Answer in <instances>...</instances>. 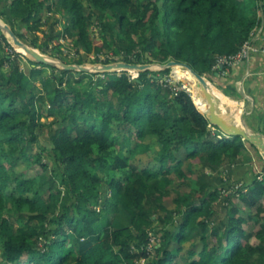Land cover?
Returning a JSON list of instances; mask_svg holds the SVG:
<instances>
[{"label":"trees","instance_id":"1","mask_svg":"<svg viewBox=\"0 0 264 264\" xmlns=\"http://www.w3.org/2000/svg\"><path fill=\"white\" fill-rule=\"evenodd\" d=\"M58 13L69 26L62 33L52 25L44 53L64 60L49 47L68 35L87 55L96 53L93 62H114L100 54L117 49L129 63L186 62L212 82L233 68L214 69L219 57L239 53L261 29L264 36V0H0V17L35 48L37 32ZM95 22L104 32L101 44L93 37ZM0 41V67L11 64L0 83V264H135L140 256L150 257L149 264H264L259 174L231 191L221 177L194 170L203 164L219 172L253 150L264 171V159L241 136L211 126L189 91L163 84L170 69L134 78L128 71L90 74L27 59V75L20 71V55L1 54L2 44L13 48L2 33ZM83 62L84 56L78 60ZM46 68L57 82L49 107L32 85ZM174 72L183 80V72ZM96 75H104L96 91L77 87ZM191 91L197 99L194 85ZM45 130L51 146L33 153L30 147ZM148 137L160 148L141 166L136 159ZM29 169L37 177L28 178ZM234 171L236 181L248 180L252 167ZM61 185L72 197L62 205ZM105 186L114 198L103 194ZM236 192L243 206L232 200ZM118 210L127 225L115 227ZM15 215L18 227L10 222ZM153 240L158 244L151 255Z\"/></svg>","mask_w":264,"mask_h":264},{"label":"rangeland","instance_id":"2","mask_svg":"<svg viewBox=\"0 0 264 264\" xmlns=\"http://www.w3.org/2000/svg\"><path fill=\"white\" fill-rule=\"evenodd\" d=\"M53 1H56V0H51V2H53ZM45 15H47V13H45ZM44 17H45V19H47L46 16H44ZM52 25H54L53 28L55 29V32L64 33L65 29L69 26V20L63 14L58 13L55 16H53V19L48 20L46 22V25H44L42 27V29L37 32V36H38V42H37L38 47H37V49H39L41 52H43L42 49L44 48L46 33H50ZM109 28L110 29L108 32V36H110L111 39H113L114 30L116 27H113V25H112L111 27L109 26ZM91 29L93 31V37L95 38V43L101 44L103 42L102 41V35L104 34V32H102L100 30L98 23L95 22L91 26ZM256 38H257V40H259L261 37H259V35L256 34ZM71 41H72L71 38L68 35H65L59 41L52 42L50 44L49 49H50V51H53L56 54H61L64 57V60L68 63H73V62L78 63V60L82 56H84L86 62H93L96 59V53H91L90 55H87L84 50H82V49L80 50V48H77L74 45V43H72ZM2 45L5 47V50L1 54L5 55L6 53H9L10 55H13V56H15L16 54L20 55V56H18V58L20 59V71L22 73L30 75L32 64H30L28 62L27 58L23 55V53L13 46H12L13 48H10L5 44H2ZM48 54H50V53H48ZM100 57H101V60H104L107 57H110V58L114 59V61H121L122 54L119 52V50L117 51V49H115V50L111 49L107 53L100 54ZM10 67H11V64H9V63L5 64L2 68L0 67V83L2 82L1 81L3 78L2 76H4V74L8 73V70H10ZM174 71L175 70L171 69V71L167 75H165V77L162 80V82H164L163 84H165L166 86H168V85L171 86L170 88H172L174 91H178L180 89H187V91H189L193 95L190 86L187 85L183 80L179 79ZM52 72H53L52 69L46 68V69H44V71L41 75H37L34 78H32V85L37 86V88L35 90L37 99H41L43 97V101L46 103V107H49L47 104L48 96L51 95L52 90L54 89V87L57 84V82L55 81L54 74ZM129 73L134 78L137 77V74L135 72H129ZM103 77H104V75H96L91 79L86 78L82 84H78V85L76 84V85H77V87H80V88H82V87L86 88V87L92 86L94 91H96V89L98 88L99 83L103 79ZM73 84H75V83L73 82ZM220 95H221V93H220ZM111 101H112L111 104L113 103L114 105H116V103H117L116 99L113 98V99H111ZM19 106L22 107L23 105L21 103H19ZM248 111H250L249 108L245 109L244 118L250 117ZM242 114H243V112H242ZM51 120H52V118L48 119V121H51ZM42 121L45 122L46 119L42 118ZM262 131H264V128L262 129ZM49 136H50L49 133L45 130L41 134L40 141L38 143L32 145L30 147V151L35 153V152L40 150V146H46V147L51 146V141H50ZM143 143H144L143 145H140V148H141L140 151H141V154L143 155L142 156L143 158L141 156H138V158L141 157V159H138V158L136 159L137 161H139V160L141 161V166L147 165L146 163H149L151 161V159L154 158V155L156 154L157 150H159V148H160L153 142V139H151L149 137ZM151 143H153L154 145L152 146ZM131 144H132V146H134L136 144V141L134 140ZM144 153H146V154H144ZM252 153H250V155L248 157H241L240 164H237V165L231 164V165H228L226 167H222L219 170V172H216V173L214 171L208 169V168H205V166L203 164H195L194 170L198 175L201 174L202 172H205V174L211 176L212 178L219 176L223 179V184H225L226 187H228L231 184V186H232L231 191H236L237 186L241 187V185H245V184H247V182H250L253 179L254 174H256V173L260 174L259 172H263V170H261L260 165H258V162L256 161V155H255L256 152L252 150ZM241 166L247 167L250 169L252 167V172L249 171L247 173V174H249L248 180L236 181L238 176L235 174L234 170L236 168L240 169ZM36 173H37L36 170L29 169L26 171V176L28 178H31V177L36 176L37 175ZM49 176H50V173L48 172V175H45L43 177H39V181H41V183H45L46 181L49 180ZM259 181L264 182V176L260 175ZM212 182H214L217 185V182L215 179H212ZM162 187H165V186L162 184ZM245 190H247V188ZM59 191H60L59 203L61 205L64 203H68V202L72 201V197L70 196L69 190L67 189L66 185H61L59 187ZM228 191H230V190H228ZM102 192H103V194L107 193V195H109L108 197L114 198L112 193L109 194L107 192V186H105L104 189L102 188ZM228 193H230V192H228ZM233 194H236L232 198L234 203L236 205L243 206L244 203L241 200L240 194L238 192L233 193ZM174 196H175V194L173 193L171 195V197L169 198V200ZM40 202H41L42 206L45 208L46 200L42 199V200H40ZM260 203L264 204V197L260 198ZM96 209L99 212L101 210V206L98 205L96 207ZM250 210H251L250 212L256 211L255 208H252ZM242 214L245 215V217L249 218L247 213H242ZM114 216H115V220H114L115 227L125 226L129 222L128 218L125 216L123 210H118V212ZM10 222L12 223V225L14 227H18L21 224V220L18 217V215H15L14 217L10 218ZM157 244H154V245H157ZM188 246H189V244L187 245V247ZM150 247H152V246L148 245L147 249H149ZM135 251H137V249H135ZM150 252H151V254L153 253V248L150 250ZM145 258L146 257H144V256L138 257L135 261V264H143V263L149 264L150 261H148V262L144 261ZM148 259H150V257ZM262 264H263V262H262Z\"/></svg>","mask_w":264,"mask_h":264},{"label":"water","instance_id":"3","mask_svg":"<svg viewBox=\"0 0 264 264\" xmlns=\"http://www.w3.org/2000/svg\"><path fill=\"white\" fill-rule=\"evenodd\" d=\"M4 34L8 39V42L15 48L22 49L23 55L35 63L45 64L53 66L59 70L75 71L90 74H105L116 73L122 71L135 72L137 76L142 72H163L175 67H181L189 72V75L185 76L184 82H191L192 76L198 82V87L203 93L207 104L208 110L203 111L199 108V104L195 97L192 98L198 107V109L205 113L211 126L217 127L218 132H222L228 137L241 136L244 140L255 146L264 159V133L255 131L249 127L242 114L243 124H237L235 117L229 111L223 109V103L221 99L215 94L213 90L214 83L209 79L207 75H202L197 72L190 64L177 60H170L166 63L163 62H147V63H129L124 60L114 62H83V63H68L58 57L57 55H51L41 52L39 49L30 46L23 41L13 30L12 26L0 17V34ZM216 86V85H215Z\"/></svg>","mask_w":264,"mask_h":264},{"label":"crops","instance_id":"4","mask_svg":"<svg viewBox=\"0 0 264 264\" xmlns=\"http://www.w3.org/2000/svg\"><path fill=\"white\" fill-rule=\"evenodd\" d=\"M257 34L264 38L261 32ZM259 40H256L260 49L257 53L234 65L230 73L213 83L217 91L226 99L234 100L243 113L249 108L250 117L245 118L246 123L251 129L264 133V42Z\"/></svg>","mask_w":264,"mask_h":264},{"label":"built area","instance_id":"5","mask_svg":"<svg viewBox=\"0 0 264 264\" xmlns=\"http://www.w3.org/2000/svg\"><path fill=\"white\" fill-rule=\"evenodd\" d=\"M261 31H262V29L259 32H261ZM256 34L254 35V37L252 38V40H249V41H247L245 43V45L242 47V49H241V51L239 53H237L235 55H232V56L219 57L218 60H217L216 65L214 67V69H218V68H221L223 66H227V68L229 69L230 67H232L234 65H237V64H239V63H241V62H243L245 60H248L251 57V54L258 52L260 49L256 45V40H257L256 39ZM228 69H227V71H228ZM227 71H224L223 74H225ZM260 175L264 176V171L263 172H260V174L258 176V179L260 178ZM236 188L239 189L240 186H237ZM225 193L228 194V192H225ZM157 243L158 242L156 240H153L152 243L150 244L152 246V247H150L148 249V251H149L150 254H151L150 250L152 248L154 249V244H157ZM144 261L148 262L149 259L148 258H145Z\"/></svg>","mask_w":264,"mask_h":264},{"label":"bare ground","instance_id":"6","mask_svg":"<svg viewBox=\"0 0 264 264\" xmlns=\"http://www.w3.org/2000/svg\"><path fill=\"white\" fill-rule=\"evenodd\" d=\"M19 51H23L22 49H19ZM173 70H179L181 72H183L182 74V78L183 81H185V76L187 77L189 75V72L182 69L181 67H175L173 68ZM191 77V82H189L190 84H188L190 86V88H193V85L195 86L196 92H197V102L199 104V108L203 111L208 110V104L207 101L203 95V93L201 92L200 88L198 87V82L197 80H195L192 76ZM193 83V84H192ZM213 90L215 92V94L221 99L222 103H223V109L226 111H230L232 112L233 116L235 117L236 123L237 124H243V120H242V109L238 108L236 104V102L233 100H229L226 99L223 95H220V93L217 91L218 89L216 88V86H213ZM222 94V93H221Z\"/></svg>","mask_w":264,"mask_h":264}]
</instances>
